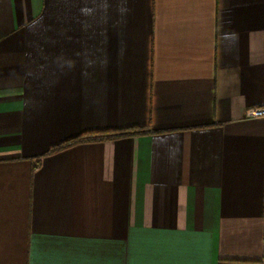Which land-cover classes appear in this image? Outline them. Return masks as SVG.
<instances>
[{
	"label": "crops",
	"instance_id": "obj_1",
	"mask_svg": "<svg viewBox=\"0 0 264 264\" xmlns=\"http://www.w3.org/2000/svg\"><path fill=\"white\" fill-rule=\"evenodd\" d=\"M256 107L264 0H0V264H264Z\"/></svg>",
	"mask_w": 264,
	"mask_h": 264
},
{
	"label": "trees",
	"instance_id": "obj_2",
	"mask_svg": "<svg viewBox=\"0 0 264 264\" xmlns=\"http://www.w3.org/2000/svg\"><path fill=\"white\" fill-rule=\"evenodd\" d=\"M131 130H133L134 134H143L144 133V130H142L141 128H133ZM122 135H125V133H123V134H115L113 132H91V133H86V134H82L80 136H77L76 138H73V139L69 140L68 143L60 145V146L54 148L53 150L60 149V148H62L64 146H66V145H69V144L75 143V142L94 141V140H100V139H113V138L120 137Z\"/></svg>",
	"mask_w": 264,
	"mask_h": 264
},
{
	"label": "built area",
	"instance_id": "obj_3",
	"mask_svg": "<svg viewBox=\"0 0 264 264\" xmlns=\"http://www.w3.org/2000/svg\"><path fill=\"white\" fill-rule=\"evenodd\" d=\"M247 116L249 117H262L264 116V107H256L247 110Z\"/></svg>",
	"mask_w": 264,
	"mask_h": 264
}]
</instances>
